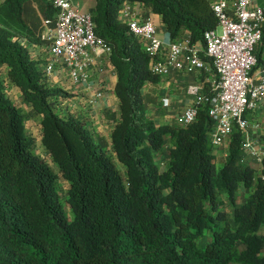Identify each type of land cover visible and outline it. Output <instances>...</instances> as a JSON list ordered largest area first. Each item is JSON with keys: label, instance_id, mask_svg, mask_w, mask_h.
<instances>
[{"label": "trees", "instance_id": "obj_1", "mask_svg": "<svg viewBox=\"0 0 264 264\" xmlns=\"http://www.w3.org/2000/svg\"><path fill=\"white\" fill-rule=\"evenodd\" d=\"M94 1L96 34L112 48L118 75L111 150L84 122L56 111L66 94L47 86L42 64L18 41L45 44L43 23L57 14L50 0H0V69L29 115L40 117L47 155L36 154L28 116L0 78V264H264V157L260 171L240 166L243 135L236 129L220 167L207 106L189 127L157 126L142 89L160 77L119 16L125 3H142L162 17L173 40L188 32L203 42L218 26L211 2ZM168 140L170 161L160 171L157 154ZM60 179L68 184L65 196ZM241 187L253 193L238 205ZM206 237L202 248L198 241Z\"/></svg>", "mask_w": 264, "mask_h": 264}, {"label": "built area", "instance_id": "obj_2", "mask_svg": "<svg viewBox=\"0 0 264 264\" xmlns=\"http://www.w3.org/2000/svg\"><path fill=\"white\" fill-rule=\"evenodd\" d=\"M209 1L218 20L217 28L207 31L203 42H194L187 33L172 40L167 49L152 21L140 19L128 7H123L119 16L141 41L150 59V70L157 76L179 73L199 77L210 66L214 69V77L205 84L189 87L193 104L182 114V126L194 124L201 107L207 106L214 123L210 133L212 153L226 150L228 140L237 129L243 135V157L239 165L245 166L248 155L262 162L260 142L252 136V130L260 125L252 124L250 116L264 105V7L257 0ZM50 2L57 14L54 20L45 21L46 29L41 37L48 52L43 66L44 80L60 74L68 76L75 86L88 84L91 87L92 53L106 56L110 61L112 48L97 36L90 12L74 6L71 0ZM109 61L102 66V72L110 66ZM98 82L99 85L105 83L104 80ZM206 85L210 86V95L205 92ZM103 96L100 89L87 97L86 103L95 108ZM165 165L166 162L159 163L161 168Z\"/></svg>", "mask_w": 264, "mask_h": 264}, {"label": "crops", "instance_id": "obj_3", "mask_svg": "<svg viewBox=\"0 0 264 264\" xmlns=\"http://www.w3.org/2000/svg\"><path fill=\"white\" fill-rule=\"evenodd\" d=\"M73 4L81 7V3L77 0H71ZM88 7L86 5H82L85 12H90L95 6L94 0H86ZM258 3V0H257ZM123 7H128L131 9L134 14L140 19L150 20L152 21L158 32L159 38L164 43V48L167 49L172 42V38L166 29V25L164 24L162 17L153 13L150 8L142 3H131L127 2L123 5ZM44 31H45V22L43 23ZM53 26V24H52ZM44 33V32H43ZM186 32L185 34H187ZM22 44L28 47L32 59L36 62H39L44 66L46 60L48 58V52L46 45H32L26 39L19 38ZM94 57V64L92 65L93 75L91 80L89 81L91 87L88 84H82L75 86L68 80V76H62L60 74H55L50 78H47L45 81L47 82V86L49 88H53L54 86H58L61 89L65 85L72 86L74 90L73 93L77 94L73 100L69 99L68 102H64L63 104L67 105L69 110L72 109L77 113V118L84 122L85 125L90 129V131L94 134L96 138H102L108 145V149L112 148L111 134L116 126L117 121L120 118V101L116 97L115 88L118 82V75L115 67L107 59L106 56H96L95 53H92ZM110 63V66L106 69V71L102 72L101 68L107 63ZM210 62V61H207ZM209 64V63H208ZM106 68V66H105ZM6 72L5 69H0ZM215 75L214 69L210 66V68L203 72L201 76L194 77L186 74H173L166 77H160L158 82L156 83H147L144 85L142 89V93L144 96V103L147 115L155 122L157 126L160 125H172V126H182L181 117L182 114L193 104V97L188 94L189 87L204 83L209 79L213 78ZM7 80V75H6ZM99 80H104L105 83L103 85H99ZM67 83V84H66ZM6 89L8 92V88L11 87V92L21 95L20 90L14 86L9 80L5 83ZM209 85H206V87ZM66 87V86H65ZM67 88V87H66ZM102 89L104 92V96L101 100H99L97 106L95 108H90L87 103V97L93 95L94 92ZM206 92V88H205ZM62 102V98L60 99ZM77 104V105H76ZM80 104V105H78ZM72 105L71 107H69ZM75 105V106H74ZM21 109H26L27 113L31 112V107H26L24 105H17ZM25 111V110H24ZM25 111V112H26ZM34 116V115H32ZM35 117V116H34ZM250 121L252 124H259L260 127L256 130H252V136L255 139H258L260 142V153L262 158L264 157V105L259 108L250 116ZM27 132L29 135L33 136L35 139L40 137L42 144V125L40 121V117L36 116L35 118L30 117L27 122ZM232 138L228 140L226 145V150L223 148L222 150H218L213 154L216 157V163L222 167L227 161L225 152L229 153V148L231 144ZM169 143V140L167 141ZM167 145V143H166ZM165 145V148H166ZM43 147V146H42ZM173 147V145H172ZM164 148V149H165ZM172 149V148H171ZM157 156H160L159 153ZM170 158L167 159L166 162H169ZM251 167L256 170H261L262 162L259 159H256L252 156L245 157V167ZM244 191V192H242ZM243 194H242V193ZM253 193L252 189H245L241 187L238 190V199L240 196L245 195V199L247 200L249 196ZM244 201L243 203H245ZM238 204V203H237ZM242 205V204H238Z\"/></svg>", "mask_w": 264, "mask_h": 264}, {"label": "rangeland", "instance_id": "obj_4", "mask_svg": "<svg viewBox=\"0 0 264 264\" xmlns=\"http://www.w3.org/2000/svg\"><path fill=\"white\" fill-rule=\"evenodd\" d=\"M77 1H79V3H81L82 5H86V7H88V5H87V1L86 0H77ZM72 2V1H71ZM95 2V1H94ZM73 4V3H72ZM258 4L260 5V6H262V7H264V0H258ZM74 6H76L75 4H73ZM81 5V7L80 6H78V7H80L82 10H83V6ZM95 7V6H94ZM84 11V10H83ZM0 78L2 79V80H6V72H4V71H2V70H0ZM65 81H70L69 80V78H68V80H65ZM6 83V82H5ZM67 84V83H66ZM67 88H66V87ZM63 88H65V89H61V88H59L57 85L56 86H54L52 89H54V90H57V91H61V92H64L65 94H66V96H64V97H60V98H58V101L57 102H55L54 104H55V109H56V111L61 115V116H66V117H75V118H77V113L75 114L74 112V110L72 109L71 111L69 110V108L67 107V105H65V104H63L64 102H68V100L69 99H71V100H73L75 97H77V94H75V93H73L74 92V90L71 88L70 89V87H72V86H67V85H65ZM9 90H8V94L9 95H11V98L14 100V102L17 104V105H23L22 104V99H21V95H18V94H16V93H13V92H11V87H9L8 88ZM63 99L62 100V102H60L61 100L60 99ZM77 105V104H76ZM78 105H80V104H78ZM72 105H70L69 107H71ZM75 106V105H74ZM26 109H28V108H26ZM26 109L24 108V110L26 111ZM26 114H27V116H28V120L30 119V117H33V118H35L34 116H32V115H29L28 113H27V111H26ZM30 116V117H29ZM78 119V118H77ZM172 145H173V143L171 142V140H169V143L167 142V145H166V148L164 149V150H162L160 153H159V155L160 156H157V159H158V161H161V162H166L167 161V159H169L170 158V152H171V148H172ZM36 154L37 155H40V156H42V157H47V155H46V153L45 152H43V147H42V144H41V140H40V137L38 138V139H36ZM49 164L51 165V166H53V164H52V162H50L49 161ZM55 169H57L56 167H54ZM120 168H121V166H120ZM123 169V168H122ZM56 171H58V170H56ZM58 186H59V188H60V190H61V192H62V194H63V196H65L66 195V192H67V190H68V184L64 181V180H62V179H60L59 180V184H58ZM245 188V187H244ZM245 189H247V188H245ZM242 192H244V191H242ZM241 192V193H242ZM243 194V193H242ZM224 199H225V197H223ZM226 201H227V199H226ZM244 201H246V199H245V195H243V196H240L239 197V199H237V203L238 204H243V202ZM65 207H66V214H67V216L70 218V219H73V214H72V212H71V209L69 208V206L65 203ZM225 209L227 210V212H228V214L230 215L231 214V205H230V203L229 202H226V204H225ZM210 238L209 237H206L205 239H201V240H199L198 241V243H199V246L200 247H202V248H204V246L206 245V243L208 242V240H209ZM241 249L243 250L244 249V247L242 246L241 247Z\"/></svg>", "mask_w": 264, "mask_h": 264}, {"label": "clouds", "instance_id": "obj_5", "mask_svg": "<svg viewBox=\"0 0 264 264\" xmlns=\"http://www.w3.org/2000/svg\"><path fill=\"white\" fill-rule=\"evenodd\" d=\"M170 161V160H169ZM161 161H158V159H157V164H158V167H159V163H160ZM168 163L169 162H166V165H165V167H159V169H160V171H163L166 167H167V165H168Z\"/></svg>", "mask_w": 264, "mask_h": 264}]
</instances>
